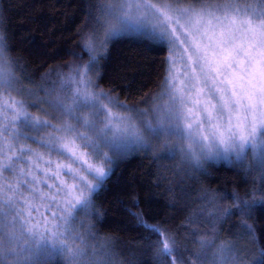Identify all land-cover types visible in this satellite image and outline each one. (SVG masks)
Returning <instances> with one entry per match:
<instances>
[{"label": "snow or ice", "instance_id": "obj_1", "mask_svg": "<svg viewBox=\"0 0 264 264\" xmlns=\"http://www.w3.org/2000/svg\"><path fill=\"white\" fill-rule=\"evenodd\" d=\"M86 8L92 31L81 33L85 47L100 31L102 47L124 37L166 45L171 55L162 65L174 70L178 57L184 79L177 86L174 72L166 77L165 103L158 97L149 109L130 108L88 75L99 67L93 56L74 68V76L57 74L67 87L41 85L44 99L32 94L38 102L31 106L47 104L60 114L52 116L53 123L11 95L21 91L17 73L25 70L8 54L0 31V264H121L114 239L98 237L87 218H99L94 196L118 163L133 155L145 153L155 163L179 156L180 172L194 180L207 172L206 165L221 161L245 172L255 169L264 178V0H103L102 28L92 11L96 4ZM27 140L45 151L21 147ZM205 198L211 204L218 199L211 190ZM241 202L243 215L254 202L264 206V192L259 201ZM128 211L157 238L153 243L145 237L154 264H244L238 245L219 242L216 223L226 210L193 232L198 250ZM242 223L259 247L264 232L257 237L252 225ZM259 251L264 259V247Z\"/></svg>", "mask_w": 264, "mask_h": 264}, {"label": "trees", "instance_id": "obj_2", "mask_svg": "<svg viewBox=\"0 0 264 264\" xmlns=\"http://www.w3.org/2000/svg\"><path fill=\"white\" fill-rule=\"evenodd\" d=\"M86 3L96 4L92 11L101 27L103 0H0L3 17L0 31L10 46L8 54L25 70L17 73L24 83L37 85L45 74L66 70L69 63L89 61L91 55L81 37V33L92 31L86 23ZM162 47L165 50H161ZM166 48V45L151 44L135 37L114 39L97 57L99 85L116 93L120 99L147 103L164 83L167 65H162V61L168 56ZM206 168L205 174H198V180L179 170V177L172 186L158 178L156 163L145 153L133 155L118 163L104 190L94 196L100 215L99 218L89 216L87 222L94 225L98 237L114 239L121 264H128L134 257L138 264H154L145 237H150L153 243L157 238L138 227L128 210L168 229L185 248L198 250L199 246L192 242L193 232L210 226L205 221L212 217L192 215V208L196 203H209L205 192L211 190L221 196V208L206 211L210 215L219 214L224 208L227 211L216 223L220 239H243L251 245L254 254L255 259L250 264H264L259 251L264 242L253 247L252 237L242 223L246 220L260 237L264 232V206L254 202L250 211L243 215L240 212L245 207L241 201H259L264 192V188L260 191L255 187L259 171L245 172L225 161L206 165ZM133 201H138L139 207L134 206Z\"/></svg>", "mask_w": 264, "mask_h": 264}, {"label": "rangeland", "instance_id": "obj_3", "mask_svg": "<svg viewBox=\"0 0 264 264\" xmlns=\"http://www.w3.org/2000/svg\"><path fill=\"white\" fill-rule=\"evenodd\" d=\"M104 25V20H103V16L101 18V28ZM104 40V33L103 31H100L98 38L95 41H91L89 43L88 47L83 46L84 48H86L90 55L91 58L93 56L96 57V59L98 60V55L100 54V52H102L104 50V47L106 46H101V42ZM171 53L168 52V56H170ZM167 56V57H168ZM90 58V59H91ZM89 59V61H90ZM89 61H76L73 63H69V65H67V69L62 71H56L53 75L48 74L46 79H40L38 81L37 85H32V84H27L24 83L22 78L20 77L22 84L20 85L21 91L20 92H12V96L15 97L16 99H23L26 101L28 106V111L29 113H31L34 116L40 117L42 119H48L50 121H52V116H59L60 114L55 112L52 108H50L47 104H40L39 107H33L31 106L34 103H37L38 101L35 99V97L32 95L33 93L38 94V96L41 99L46 98L45 97V92L40 91V86L43 85V87L47 90H51L53 87L56 88L57 90H59L63 84V86L67 87V84H64L62 81V77L59 74H63L64 77H67L69 75L74 76L75 72H74V68L76 66H80V65H88ZM184 71L183 68V64L181 62H179V59L177 57V64L175 69H171L169 65H167V74L165 76V80L164 83L162 85V88L160 89V91L158 93H156L149 101H147V103H137V102H131V101H127V100H123L120 99L116 93L110 91L108 88L103 87L100 85V88L103 89L105 92H108L112 95V97L116 100H119L121 103H125L127 104L130 108H141V109H149L154 100H157L158 97H161L159 100H157L158 103H165L167 97L166 96H161L162 93H164L166 91L167 88V83H166V77L169 74H172L173 72L177 75V86H179L178 81L184 79L183 75L181 74ZM97 74H98V70L93 72L91 69H89L88 75L95 80L98 83L97 80ZM71 87L74 89L76 87L75 84H72ZM5 95H7L5 93ZM105 103H107L105 101ZM109 107H111V105H109ZM43 110H47V113H49V115H45V112L42 111ZM112 111L115 112H119L120 114H124L122 109H116L113 108ZM87 115V113H85ZM53 123H55V121H52ZM43 135V133L41 134ZM21 147L24 148H28L31 147L34 150L40 151V152H44L45 150L40 148V146L38 144H36L35 142H33L32 140H27V141H23L20 145ZM107 151V150H106ZM155 151L157 153H160V149L157 148L155 149ZM47 158V157H45ZM52 159H56L59 160L60 158L58 157H52ZM227 162V161H225ZM228 163V162H227ZM157 166V176L160 180H162L165 183H168L169 185L174 186L175 182L178 179V175H179V170L183 167L180 164V158L179 156H177L176 158L172 159V158H165V159H161L158 161V163H156ZM25 167H27V165H25ZM180 167V168H179ZM260 174V175H258ZM256 175V178L258 179L257 183L255 184V187L257 189H260V191H262V189L264 188V178H260L261 173L259 172ZM218 199L215 202V204H211V203H207V204H198L196 203L195 206H193L192 209H194V212L192 213V215H196L199 218H211L212 215L209 214V212L206 211L209 210H213L215 211L216 209L221 208L220 202H222L221 196L217 195ZM203 203H206L205 201ZM224 210H226L224 208ZM81 219L84 220L85 218L83 216H81ZM212 219V218H211ZM219 242L223 243V242H230V243H234L236 245H238V249H239V254L242 256L243 260H244V264H250L251 262H253L254 258V254L251 253L252 247L251 245L247 244L244 242L243 239H238V238H232V239H220Z\"/></svg>", "mask_w": 264, "mask_h": 264}]
</instances>
